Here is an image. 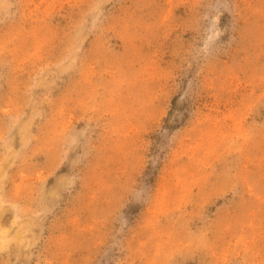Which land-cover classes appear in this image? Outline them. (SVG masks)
<instances>
[{
    "label": "rangeland",
    "instance_id": "1",
    "mask_svg": "<svg viewBox=\"0 0 264 264\" xmlns=\"http://www.w3.org/2000/svg\"><path fill=\"white\" fill-rule=\"evenodd\" d=\"M0 264H264V0H0Z\"/></svg>",
    "mask_w": 264,
    "mask_h": 264
}]
</instances>
